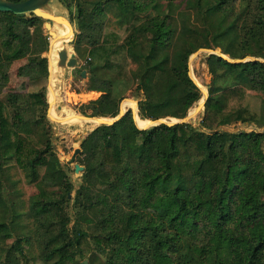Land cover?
<instances>
[{
  "label": "trees",
  "instance_id": "1",
  "mask_svg": "<svg viewBox=\"0 0 264 264\" xmlns=\"http://www.w3.org/2000/svg\"><path fill=\"white\" fill-rule=\"evenodd\" d=\"M59 1L71 16L74 5V51L87 56L88 90L101 94L84 106L90 118H115L132 91L142 96L141 120H181L202 97L189 75L191 55L209 49L256 60L206 57L211 84L197 128L139 129L128 111L93 130L80 150L71 227L72 185L49 139L42 145L34 136L48 108L44 88L0 98V264H23L31 240L6 243L21 216L7 196L11 164L38 189L28 216L41 264L93 263L99 255L106 264H264V132L222 130L261 122L244 103L249 89L264 93V0ZM45 23L0 12V93L16 61L27 62L19 77L47 78ZM108 23L124 37L105 33Z\"/></svg>",
  "mask_w": 264,
  "mask_h": 264
},
{
  "label": "rangeland",
  "instance_id": "2",
  "mask_svg": "<svg viewBox=\"0 0 264 264\" xmlns=\"http://www.w3.org/2000/svg\"><path fill=\"white\" fill-rule=\"evenodd\" d=\"M72 1V0H68ZM72 11L73 15L75 16V9L74 5L72 4ZM48 13H51L55 16H62L66 19H69L73 25V36L70 37L69 42L66 43L67 46V59L70 58L71 55L75 56L77 61V65L74 68H68L64 66L62 71L59 74H56L54 77L51 75L50 68H49V55L51 50L48 47L47 52L43 54V57L46 58V66H47V78L38 80L36 82H32L28 78L19 77L17 75V70L25 65L27 62L26 60H20L13 62L9 72L7 80L1 90L0 98H4L7 93H31L36 92L42 88H44L45 99L48 104V108L46 111L45 119L42 120V124L38 127V134L34 135L37 141L43 145L45 139H49L52 144L53 152L55 153L56 157L60 162L61 168L65 171L70 184L72 185V191L68 195L70 202L68 203V207L66 209L69 217L70 223L69 227H71L75 221V217L73 214V201L76 196V192L79 189L80 185L82 184V174H83V166L82 161L84 156L80 154L76 155L74 162L69 165L68 162L71 160V157L74 154L76 149L81 150V146L84 140L89 136V134L99 127V123L96 122V119H91L90 117L86 116L84 113L87 112L84 108L89 102H94L99 99L101 96L100 93L91 92L88 90L89 76L88 71L85 70L87 56H79L73 47V43L75 41L76 35L79 34L77 31V27L74 21L73 15L71 16L69 12L66 10L64 5L59 0H51L48 4ZM52 30L56 32V28L59 26H63L56 21H52ZM55 26V27H53ZM45 30V29H44ZM105 33L110 31H114L120 35L121 38L124 37V32L121 29H116L111 23H108L104 27ZM46 32V31H45ZM57 33V32H56ZM47 34V32H46ZM48 36V34H47ZM50 37L48 36V41L50 44ZM86 47V46H84ZM201 50V49H200ZM198 50L197 55H191L188 61L189 65V75L195 81L196 85L200 88L201 92V99L197 102L187 114H190L191 120L189 124L193 125L194 127H198V123L200 121L203 109H199V105L201 106L202 101L204 99V95L208 94L209 85L211 84V77L208 74L207 66L205 64L206 57L211 55H217L220 50H209L204 49L206 51ZM249 58H246L248 60ZM85 72L84 77L81 76V73ZM54 78V80H53ZM60 79V81H59ZM54 81V82H53ZM53 84V85H52ZM52 85V87H51ZM51 88L53 89L55 96L54 102L51 100ZM204 94V95H203ZM141 94L133 93L132 91H128L125 94V97L121 101L120 107L125 112L132 111V113H136L137 103L141 99ZM130 102V103H126ZM200 103V104H199ZM245 107L255 112L259 115L261 122L258 125H240V124H233L230 126L223 127L222 130L228 132H237V131H254V132H264V93L260 88L254 87L247 91V96L244 103ZM63 109H68L73 111L77 119L73 122H59L51 118V112L57 115H63ZM62 112V113H61ZM138 113V109H137ZM25 116V118L31 117ZM82 117L90 118V120H84ZM37 118V117H36ZM111 120L113 118H105ZM137 120H141L139 117H136L135 114V122L137 125ZM165 121H175V119L166 118ZM147 122L146 126L139 127V128H146L149 125V121L142 120ZM43 125V126H42ZM149 129V128H147ZM45 133V137L43 136ZM74 165H78L82 168L81 171L75 173ZM44 170L40 169V179L45 177ZM6 179L8 180V198L15 203V211L21 214L20 218L17 220L18 224L15 226V230L11 239L7 240V244L10 245L15 242V239L18 235H24L30 237V243L27 244L24 242L23 250L26 255L23 264H41L38 258L39 254V247L33 238V224L32 219L28 216V209H29V198L32 195L37 194V187L36 184H31L25 173L18 170L14 164H11L5 171ZM16 181L14 186H10L11 181ZM44 184L46 181L44 180ZM98 191L102 192L101 189ZM89 231H92V226L88 225L87 222H83ZM80 264H106L105 258L101 255L97 256L93 263L89 262L87 259H77Z\"/></svg>",
  "mask_w": 264,
  "mask_h": 264
},
{
  "label": "water",
  "instance_id": "3",
  "mask_svg": "<svg viewBox=\"0 0 264 264\" xmlns=\"http://www.w3.org/2000/svg\"><path fill=\"white\" fill-rule=\"evenodd\" d=\"M50 1L51 0H25V1L19 2V3H12V2H9V1H6V0H0V12L12 13V14H15V15H29V14H33L34 16L45 20L46 23L44 24V29H45V31L47 32L48 36L51 39L50 40V44H49V49L51 50L52 45L56 44L59 40H61V39L66 40V39L72 37L74 29H73L72 22L69 19H66L65 17H62V16H55V15H53L51 13L43 11V8L48 6ZM60 18L66 19L68 21V24H67L68 32L65 35H62V36L58 35L56 32H54L52 30V24H51L52 21H56V19H60ZM200 51H206V50L201 49ZM197 54H198V52H196L194 55H197ZM211 54H213V53H211ZM217 56L221 57L222 59H224V60H226L227 62H230V63H243V62H246V61L256 60V59H253V58H249L248 60H246V59H230V58H228L227 56L223 55L220 52L217 54ZM59 58L61 60V64H63V67L66 66L68 68H74L77 65V61L75 59V56L71 55L70 58L67 59V52L65 50L61 51L59 53ZM260 61L264 62V60H260ZM84 75H85V72H82L81 76L84 77ZM191 80L195 83V81L192 78H191ZM199 90H200V88H199ZM207 98H208V94L206 93L204 95V99L202 101L201 106L199 105V109H203L204 110V104H205ZM132 114H133V119H134V122H135V114H136V117H138L137 109H136V113L133 112ZM124 115H125V112L120 107L118 115L115 118L111 119V120H108V119H105V118H98V117L91 118V119H100L99 125L112 126L117 121H119ZM82 119L90 120V118H86V117H82ZM190 120H191L190 114H187L186 117H184L181 120H175V121H165L164 119H158V120H154V121L153 120H147L150 123H149L148 127L144 128V129L156 127V126H159V125L172 126V125L179 124V123H189ZM135 125H136V122H135ZM137 128H139V127H137ZM139 129H142V128H139ZM79 152H80V149H76L74 151V154L71 157V160L68 162L69 165H71L74 162L75 157H76V155L79 154ZM74 169H75V173H78L79 171L82 170V168H80L78 165H74Z\"/></svg>",
  "mask_w": 264,
  "mask_h": 264
},
{
  "label": "bare ground",
  "instance_id": "4",
  "mask_svg": "<svg viewBox=\"0 0 264 264\" xmlns=\"http://www.w3.org/2000/svg\"><path fill=\"white\" fill-rule=\"evenodd\" d=\"M43 11L49 12L48 6L44 7ZM56 22L63 25V26L60 25L59 28H56L55 31L57 32V34L60 36L65 35L68 32V27H67L68 21L66 19L60 18V19H56ZM53 27H55V26H53ZM69 40H70V38H68L66 40L61 39L56 44L52 45V47H51V52L49 55V68H50L51 75H53V77L56 74H59L60 71H62L63 64H61V60L59 58V53L61 51H64V50L66 52L68 51L66 43L69 42ZM53 80H54V78H53ZM59 81H60V79H59ZM52 85H51V87H52ZM51 95H52L51 100L54 102L56 94H54L52 88H51ZM126 103H130V102H126ZM51 114H52L51 118L56 120V121H59V122H73L77 119L76 114L73 111L68 110V109H63V115H57V114H54L53 112H51ZM96 122L99 123L100 119H96ZM146 124H147V122H145V121L137 120V125L139 127H144V126H146Z\"/></svg>",
  "mask_w": 264,
  "mask_h": 264
}]
</instances>
